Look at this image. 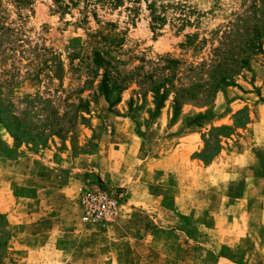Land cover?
Instances as JSON below:
<instances>
[{
	"label": "rangeland",
	"instance_id": "rangeland-1",
	"mask_svg": "<svg viewBox=\"0 0 264 264\" xmlns=\"http://www.w3.org/2000/svg\"><path fill=\"white\" fill-rule=\"evenodd\" d=\"M61 1L0 0V264L25 257L11 226L34 235L54 208L60 263L264 264V55L238 49L261 1ZM223 74L232 86L214 87ZM162 76L194 95L174 121V94L157 113L148 91ZM114 149L126 205L89 228L77 198L109 186ZM48 180L63 185L61 207Z\"/></svg>",
	"mask_w": 264,
	"mask_h": 264
},
{
	"label": "crops",
	"instance_id": "crops-1",
	"mask_svg": "<svg viewBox=\"0 0 264 264\" xmlns=\"http://www.w3.org/2000/svg\"><path fill=\"white\" fill-rule=\"evenodd\" d=\"M121 119L122 121L125 120L124 118H121ZM113 152L114 153L112 154V156L115 157L116 166L111 167L106 172H103L104 173L103 176H105L107 178V182H109V186L107 185L109 188H117V149H114ZM53 169L54 170L52 171L55 172V174L57 171H61V169H57V170L55 168ZM48 171L49 173H51L49 169ZM87 172L91 173L88 176H92V174L94 173L93 170H89ZM101 173L99 174V178L103 180ZM105 173H108V174H105ZM48 182L49 184H47V186L45 185V182H43L44 186H46L47 188H51L52 192L55 193L56 195L55 198H53L51 201V203L52 202L54 203L52 204V206L61 207V204L65 202L64 197L60 194L63 191V185L60 182H53L51 180H48ZM48 201L50 203V200ZM42 211L43 210L39 211L41 212L40 216L38 217L39 219L37 221H34V223H32L33 224L32 232H36L34 235H32L31 233H28L29 223L27 222L25 223L27 226L26 225H22V226L18 225L14 227L11 226L13 230L15 229V227L17 228L16 231H17V240H18L16 244H14L12 250H14L15 252H24L25 254L24 255L25 257H22L21 260L18 261L16 264H73L72 262L68 263L67 261L60 263L58 262V260L51 258L50 255H55L54 253L58 255L62 252L64 253L66 252V249H64L63 247L62 248L59 247L61 245L59 241L62 238L59 239L57 237V238L52 239V237H54L55 232H56L53 221L60 217L59 215L60 211L55 208L51 210L49 213L42 212ZM8 212H9V209H5V210L0 209V214L5 215L7 219L11 217V215L7 214ZM31 214H33V212ZM116 234H117V227L115 228V236ZM129 250H132L130 246L125 251L129 253ZM117 256L118 255L110 258L112 259V264H117V262L121 261L119 257ZM124 256H126V259H127V262H125V264H142L143 263L142 260L141 262H138L137 256L132 257V258L131 256L128 257L129 255H124ZM123 261L125 260L123 259ZM148 264H152V263L148 262ZM161 264H165V260H163Z\"/></svg>",
	"mask_w": 264,
	"mask_h": 264
},
{
	"label": "trees",
	"instance_id": "trees-1",
	"mask_svg": "<svg viewBox=\"0 0 264 264\" xmlns=\"http://www.w3.org/2000/svg\"><path fill=\"white\" fill-rule=\"evenodd\" d=\"M260 1L264 7V0H260ZM53 2L58 10L63 9L62 5L60 4V2H62L61 0H53ZM253 2L256 5V0H253ZM161 21H162V18L160 16H156L153 13L152 14V23H153L152 29L153 30L157 29ZM262 40H264V17L260 22H256L253 25H251V27L249 28V35L246 36L242 42H240L238 49L239 51H245V52L248 51L250 54L254 52H259L264 55V52L262 50V45H261ZM94 56H95V64L98 68H102L106 66V62L100 57L98 53L94 54ZM167 64H168L167 66H170V65L173 66V65H177L178 62L174 60H169ZM247 67H248L247 58H241L239 62V68L243 69ZM232 76L233 75L223 74L217 79L214 78L213 80V82H215L214 87H219L222 85L232 86V84L229 83L232 79ZM107 79H108L107 74L105 73L104 79L100 86V92H102V94L108 101V96H107L108 80ZM150 81H151V85L148 91L154 94V105H155V111L157 113H159V111L163 108V103L167 99L168 95L170 93L174 94V97H173L174 109H173V119H172V121H174L175 118H177L178 116V113L181 107V102H185L187 101L186 99L193 98L194 95L186 93L187 91L184 94L180 93V90L176 86H174L173 84H169L170 83L169 78L163 77V78H158L157 80H154V78L151 77ZM198 116L202 117V115H198Z\"/></svg>",
	"mask_w": 264,
	"mask_h": 264
},
{
	"label": "built area",
	"instance_id": "built-area-1",
	"mask_svg": "<svg viewBox=\"0 0 264 264\" xmlns=\"http://www.w3.org/2000/svg\"><path fill=\"white\" fill-rule=\"evenodd\" d=\"M125 199L121 189H112L105 184L85 189L77 198L79 222L89 228L111 226L122 216Z\"/></svg>",
	"mask_w": 264,
	"mask_h": 264
}]
</instances>
